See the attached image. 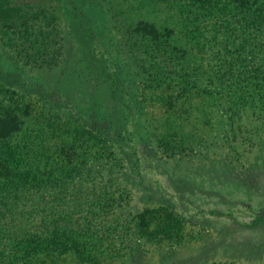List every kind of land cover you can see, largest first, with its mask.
Here are the masks:
<instances>
[{"label":"trees","instance_id":"1","mask_svg":"<svg viewBox=\"0 0 264 264\" xmlns=\"http://www.w3.org/2000/svg\"><path fill=\"white\" fill-rule=\"evenodd\" d=\"M101 2L134 77L165 108L149 136L163 155L251 166L264 150V0ZM62 32L45 7L0 0L1 37L24 63L58 66ZM19 108L0 92V116L12 121L0 136V264H130L137 251L145 264H164L195 249L173 209L163 219L125 212L130 191L118 181L125 168L111 145L62 130L52 108L26 111L25 122L14 116ZM223 261L211 264H236Z\"/></svg>","mask_w":264,"mask_h":264},{"label":"rangeland","instance_id":"2","mask_svg":"<svg viewBox=\"0 0 264 264\" xmlns=\"http://www.w3.org/2000/svg\"><path fill=\"white\" fill-rule=\"evenodd\" d=\"M9 1L16 7H45L59 18L64 32L59 64L50 69L24 63L0 33V92L20 106L14 116L25 122L26 111L33 117L41 108H52L62 130L78 129L77 135L111 145L125 168L118 181L123 179L130 191L125 212L147 210L150 219L153 211L163 219L173 209L196 238L195 249L173 254L164 264H237L242 257L264 261V150L245 169L168 159L149 137L159 131L165 108L134 77L133 65L111 36L101 0ZM11 125L0 116V136H7ZM55 137L53 146L64 134L56 142ZM147 261L137 251L129 262Z\"/></svg>","mask_w":264,"mask_h":264}]
</instances>
